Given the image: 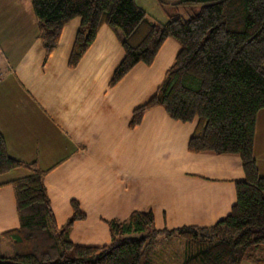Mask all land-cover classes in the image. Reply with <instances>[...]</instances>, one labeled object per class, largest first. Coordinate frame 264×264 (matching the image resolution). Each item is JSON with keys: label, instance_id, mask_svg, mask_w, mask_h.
I'll return each mask as SVG.
<instances>
[{"label": "crops", "instance_id": "0c3cea01", "mask_svg": "<svg viewBox=\"0 0 264 264\" xmlns=\"http://www.w3.org/2000/svg\"><path fill=\"white\" fill-rule=\"evenodd\" d=\"M0 8L8 21L0 32V134L9 157L48 170L43 184L58 227L71 216L70 202L79 204L85 219L74 222L73 243L108 244L106 221L135 211H150L157 230L210 226L229 214L235 183L244 178L237 155L188 152L196 121H174L161 108L128 128L132 111L154 95L177 55L173 40L163 42L152 65L137 64L109 87L123 50L108 27L70 69L79 19L63 27L45 59L29 0H3ZM253 156L264 176V109L256 116ZM26 174L12 170L0 183ZM17 227L13 190L1 186L0 234ZM163 255L156 263L171 264Z\"/></svg>", "mask_w": 264, "mask_h": 264}, {"label": "trees", "instance_id": "16d2710c", "mask_svg": "<svg viewBox=\"0 0 264 264\" xmlns=\"http://www.w3.org/2000/svg\"><path fill=\"white\" fill-rule=\"evenodd\" d=\"M29 3L45 59L57 47L63 27L80 20L70 69L100 27L114 32L123 58L109 87L137 64L152 65L163 42L173 40L179 46L177 55L154 95L132 111L128 128L138 126L154 108L174 121H196L188 152L237 155L244 178L235 183L236 202L229 214L213 225L157 230L150 211H135L123 221H106L108 244L82 246L69 238L74 222L85 219L79 204L70 202L71 216L58 227L43 184L48 170L9 157L0 134V175L27 171L0 183L12 188L18 217L16 229L0 234L11 248L10 255L0 254V264H157L146 250L158 237L183 241L179 264H264V176L253 156L256 116L264 109V0H178L174 5H200L198 13L187 19L170 14L164 23L149 19L135 0Z\"/></svg>", "mask_w": 264, "mask_h": 264}, {"label": "rangeland", "instance_id": "374dc122", "mask_svg": "<svg viewBox=\"0 0 264 264\" xmlns=\"http://www.w3.org/2000/svg\"><path fill=\"white\" fill-rule=\"evenodd\" d=\"M0 2H3V0H0ZM176 2H178V0H135L136 5L144 10L149 19L160 23L166 22L170 14H178L182 19H187L198 13L200 9V5L182 7L174 5ZM2 17L3 16L0 14V32L3 29L1 25L4 26V24L8 22ZM263 169L264 165L261 167V170ZM183 246V241L180 239L173 238L165 240L162 237H158L156 242L147 248L146 256L152 257L156 262L159 258L158 254L161 255V253H163V258L171 260V264H179L183 258ZM10 253L11 248L7 241L0 240V254L7 256L10 255ZM251 253L255 256L261 255L260 250H253ZM146 256L144 259H146Z\"/></svg>", "mask_w": 264, "mask_h": 264}]
</instances>
